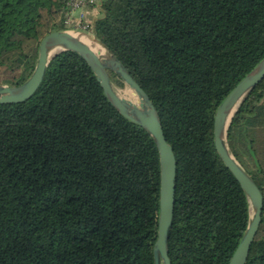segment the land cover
<instances>
[{
	"label": "trees",
	"instance_id": "16d2710c",
	"mask_svg": "<svg viewBox=\"0 0 264 264\" xmlns=\"http://www.w3.org/2000/svg\"><path fill=\"white\" fill-rule=\"evenodd\" d=\"M68 10V0H0V85L30 77ZM87 31L148 95L173 149L171 263L229 264L249 204L216 152L214 116L264 58V0H102ZM227 142L264 198V80ZM159 187L152 137L78 54L52 59L26 102L0 104V264H154ZM246 264H264V203Z\"/></svg>",
	"mask_w": 264,
	"mask_h": 264
},
{
	"label": "water",
	"instance_id": "95a60500",
	"mask_svg": "<svg viewBox=\"0 0 264 264\" xmlns=\"http://www.w3.org/2000/svg\"><path fill=\"white\" fill-rule=\"evenodd\" d=\"M95 38V36H94ZM107 54L98 56L69 30L47 34L38 47V58L30 77L21 85H0V104H18L29 100L41 86L52 59L63 52L78 54L91 68L104 94L113 107L130 122L142 127L153 139L160 164L159 212L157 239L153 246L154 264H172L168 241L173 222L174 193L177 162L172 147L167 143L160 118L143 89L133 80L122 63L100 41ZM109 72L117 75L130 90L136 102L117 94ZM264 80V58L234 87L218 106L214 116L213 141L225 167L234 175L249 204V220L245 232L229 264H246L251 245L259 229L264 198L250 175L233 156L227 142V133L233 117L251 92Z\"/></svg>",
	"mask_w": 264,
	"mask_h": 264
},
{
	"label": "built area",
	"instance_id": "2783aa9c",
	"mask_svg": "<svg viewBox=\"0 0 264 264\" xmlns=\"http://www.w3.org/2000/svg\"><path fill=\"white\" fill-rule=\"evenodd\" d=\"M101 1L102 0H68L69 10L66 13L65 24L70 25L75 22H83L89 10L99 12Z\"/></svg>",
	"mask_w": 264,
	"mask_h": 264
},
{
	"label": "bare ground",
	"instance_id": "6f19581e",
	"mask_svg": "<svg viewBox=\"0 0 264 264\" xmlns=\"http://www.w3.org/2000/svg\"><path fill=\"white\" fill-rule=\"evenodd\" d=\"M70 33L76 37L77 39H79L82 43H84L85 45H87L94 53H96L99 57L100 56H104L107 54L106 50L104 49L103 46H101L94 37L89 36V35H84L78 32H74V31H70ZM117 94L121 97H125L127 99H129L132 102H136V98L134 96V94L128 90V89H124V90H116Z\"/></svg>",
	"mask_w": 264,
	"mask_h": 264
},
{
	"label": "rangeland",
	"instance_id": "374dc122",
	"mask_svg": "<svg viewBox=\"0 0 264 264\" xmlns=\"http://www.w3.org/2000/svg\"><path fill=\"white\" fill-rule=\"evenodd\" d=\"M99 16V14L97 12H95L93 15H86L85 18L83 19L84 21L83 22H80V23H73V24H70V25H66V30H69V31H74V32H78V33H81V34H84V35H89V36H93L92 33L88 32L87 31V26H89L90 23L93 22V20L95 18H97ZM115 88H117L118 90H124V89H120L118 87L115 86Z\"/></svg>",
	"mask_w": 264,
	"mask_h": 264
},
{
	"label": "crops",
	"instance_id": "0c3cea01",
	"mask_svg": "<svg viewBox=\"0 0 264 264\" xmlns=\"http://www.w3.org/2000/svg\"><path fill=\"white\" fill-rule=\"evenodd\" d=\"M94 13H95L94 11H92V10H89V13H88V15H93ZM97 13L99 14V12H97ZM88 15H87V16H88ZM95 19H96V18H95ZM95 19H94V20H95ZM94 20H93V21H94Z\"/></svg>",
	"mask_w": 264,
	"mask_h": 264
}]
</instances>
